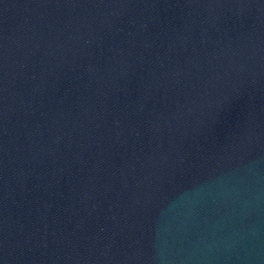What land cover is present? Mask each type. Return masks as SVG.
Listing matches in <instances>:
<instances>
[{"label": "water", "instance_id": "water-1", "mask_svg": "<svg viewBox=\"0 0 264 264\" xmlns=\"http://www.w3.org/2000/svg\"><path fill=\"white\" fill-rule=\"evenodd\" d=\"M0 264H264V0H0Z\"/></svg>", "mask_w": 264, "mask_h": 264}]
</instances>
